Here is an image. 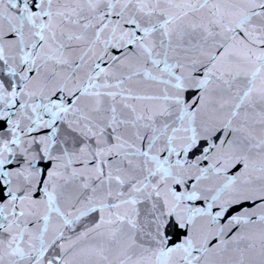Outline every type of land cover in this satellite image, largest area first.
<instances>
[{
  "label": "snow or ice",
  "instance_id": "1",
  "mask_svg": "<svg viewBox=\"0 0 264 264\" xmlns=\"http://www.w3.org/2000/svg\"><path fill=\"white\" fill-rule=\"evenodd\" d=\"M0 264H264V0H0Z\"/></svg>",
  "mask_w": 264,
  "mask_h": 264
}]
</instances>
